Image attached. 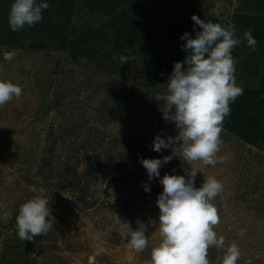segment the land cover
Segmentation results:
<instances>
[{
  "label": "rangeland",
  "instance_id": "obj_1",
  "mask_svg": "<svg viewBox=\"0 0 264 264\" xmlns=\"http://www.w3.org/2000/svg\"><path fill=\"white\" fill-rule=\"evenodd\" d=\"M141 2L135 21L150 33L149 41L164 34L171 22H191L203 10L224 27L250 25L252 15L264 19V0L253 6L252 0ZM9 9L0 0V38L8 33ZM111 13L75 0L66 24L77 33L90 31V36L99 31L103 41L91 43L101 48L97 56H105L114 45L108 42ZM28 41L25 46L0 44V79L22 88L19 99L0 107V264H149L159 235L148 222H158L156 199L163 186L159 177L149 181L140 161L172 155L171 149H152L155 136L177 135L174 123L165 122L162 113L169 68L161 66L149 83L156 63L147 70L139 67L153 61V42L146 40L129 49L143 56L133 55L137 61L116 75L98 69L93 58L80 55L73 60L67 50ZM232 55L237 85L246 79L252 86V50L237 46ZM112 59L106 56L104 61L109 66ZM221 140L218 156L227 157L226 162L187 165L177 148V157L160 167V177L191 178L197 172L195 187L209 176L221 181L223 192L213 201L221 222L214 230L224 237L225 248L211 247L208 259L222 264L227 246L235 242L241 252L237 264H264V150L225 128ZM36 196L49 199L53 229L22 241L16 229L18 209ZM115 215L134 230L137 220L144 222L149 240L144 251L127 249Z\"/></svg>",
  "mask_w": 264,
  "mask_h": 264
},
{
  "label": "clouds",
  "instance_id": "obj_2",
  "mask_svg": "<svg viewBox=\"0 0 264 264\" xmlns=\"http://www.w3.org/2000/svg\"><path fill=\"white\" fill-rule=\"evenodd\" d=\"M47 8L45 0H13L8 14L10 29L19 31L25 26H34L42 20ZM191 19L200 31L195 32L194 38L187 32L180 37L185 41L182 50L187 54L183 61L174 63L164 86L167 95L163 119L174 123L177 135L166 138L158 135L152 142L153 151L171 149L172 155L140 161L149 181L159 177L163 186L156 199L158 222L151 219L148 222L159 235L158 243L151 249L149 264H211L209 249L225 248L224 237L214 230L221 218L213 201L223 192L222 182L209 176L200 187H195L193 178L197 172H192L191 178L169 174L160 177L159 170L176 156L177 148L187 165L201 162L205 167H215L226 162L227 157L218 156L223 123L231 113V103L243 95V88L236 82L237 60L232 52L237 46L255 51L258 42L251 29L237 37L234 25L224 27L195 15ZM119 59L122 65L128 63L129 57L122 55ZM21 95L19 85L0 79V107ZM177 143L179 147H174ZM144 191H150L147 185ZM115 218L127 249L136 253L144 251L149 244L144 222L137 220L138 227L134 230L128 222L116 215ZM54 222L48 198L28 199L19 206L16 216L18 237L22 241H32L47 235ZM239 234L243 236L245 230L240 229ZM240 257V249L233 242L227 246L222 264H237Z\"/></svg>",
  "mask_w": 264,
  "mask_h": 264
},
{
  "label": "trees",
  "instance_id": "obj_3",
  "mask_svg": "<svg viewBox=\"0 0 264 264\" xmlns=\"http://www.w3.org/2000/svg\"><path fill=\"white\" fill-rule=\"evenodd\" d=\"M85 1L91 3L95 8L104 7L107 12H114L111 13L108 24L112 30V35L108 34L109 38L106 36L110 39L108 42H112L114 45L109 48L108 54L105 56L103 54L97 56V53L101 50L99 44L95 43V45H92L93 42L103 41L99 31L96 30L90 36V31L77 33L75 30L68 28L66 20L68 22L71 21L68 13H70V8L75 3V0H45L48 8L43 11V18L39 23L32 27L25 26L19 31H12L9 23H7L8 33L0 38V44L25 46L29 42L28 40H41L47 47L67 50L73 60L80 55L93 58L98 69L108 68L107 70H110V72L113 71L112 75H116L115 73L126 70L125 66L130 67L137 61V56H143V52L129 49L133 47V43L139 45L142 40H146L153 42L151 43L154 46L153 51H155L152 54L153 61L151 62L152 64L147 65L139 63V67L142 68L140 71L147 70L150 65H153V62L154 64L156 63L148 76V81L151 83L157 71L162 69L161 66L164 65L163 68H169L172 73L174 63L184 60L187 53L182 50V45L185 41L180 39V37L187 32L190 37L194 38L195 32L200 31L199 26L195 25L193 20L191 22L189 20H178L165 26L163 28L164 34L149 41L150 33L140 30V22L137 23L135 21V14L140 11L139 9H143L141 0ZM3 2L7 8H10L13 0H3ZM255 2L256 0H252V6ZM120 5L125 6L115 12L114 8ZM179 6H181V3H179ZM263 7L264 4L261 3L260 8ZM2 14L3 11L0 12V18ZM197 17L206 22L220 24L218 19L207 14L206 10L199 13ZM250 20V25L247 24L244 27L237 24L234 27L237 37H241L245 30L251 29L252 35L258 42L256 50L252 51V86L247 85L246 79L243 82L244 85H240L243 88V95L231 103V113L225 118L223 128L234 133L248 144L264 150V19L260 16L252 15ZM141 37L142 40L140 39ZM5 38L11 39H6V41ZM175 40L179 41V43H176ZM122 55L129 57L128 63L122 64L124 66L119 63V58ZM133 55H137L136 58ZM106 56L109 58L113 57L109 66L104 61ZM143 60H145V57H143ZM112 90L115 91L118 88L116 87V89Z\"/></svg>",
  "mask_w": 264,
  "mask_h": 264
}]
</instances>
